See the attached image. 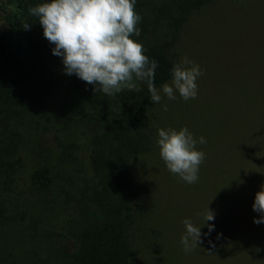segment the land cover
Instances as JSON below:
<instances>
[{
    "label": "trees",
    "instance_id": "1",
    "mask_svg": "<svg viewBox=\"0 0 264 264\" xmlns=\"http://www.w3.org/2000/svg\"><path fill=\"white\" fill-rule=\"evenodd\" d=\"M220 1L135 0L140 35L132 38L157 61V88L171 82L173 64L182 60L183 34L195 16ZM46 2L0 0V264H144L156 253L159 264H177L172 250L186 229L177 235V226L165 221L168 208L159 210L155 183L171 172L155 177L154 168L164 161L158 130L200 121L217 97L225 102L231 92L222 91L234 83L212 69L209 99L186 101L177 92L170 100L161 92V101L152 103L145 82L136 81L139 91L106 95L67 74L72 109L44 106L42 98L59 85L55 72L44 68L47 56L66 73L38 17L28 11ZM38 128L47 134L43 151L27 148L31 141L24 137ZM261 141L264 157V135ZM23 156L34 164L30 170ZM254 218L260 214L253 204L239 205L235 239L217 237L218 252H203L202 262L264 264V223Z\"/></svg>",
    "mask_w": 264,
    "mask_h": 264
},
{
    "label": "rangeland",
    "instance_id": "2",
    "mask_svg": "<svg viewBox=\"0 0 264 264\" xmlns=\"http://www.w3.org/2000/svg\"><path fill=\"white\" fill-rule=\"evenodd\" d=\"M180 51L181 58L187 56L202 70L203 74L197 79V102L203 95L209 99L215 89L209 85L212 69H217L219 76L229 75L234 83L233 87L222 91L231 92L224 103H218L221 97H217L216 105L200 121L176 127V130L187 127L197 140V150L205 153L199 166V179L189 184L178 174L164 173L160 182L156 180L155 183L157 195L160 190L159 210L168 208L164 218L178 227L177 235L184 233L185 219L201 233L200 238L189 237L190 251L187 252L177 240L181 250H175V244L172 259L177 264H207V260L202 262L206 256L203 252L217 253L219 237L235 239L232 237L237 207L254 204L255 195L264 184V157L259 150L264 135V103H261L264 98V0H222L197 14L183 34ZM43 65L55 72L59 85L53 86L52 92L42 98V105L64 108L68 105L72 109L67 74L51 55ZM188 121V118L184 120ZM168 122L163 120L164 125ZM46 136L39 128L26 131L25 141H31L27 148L37 145V150L43 151ZM200 137L205 138V144L199 143ZM28 159L23 156L25 167L30 170L34 164ZM150 170H153L152 166ZM163 171H168L165 161L159 168H154L155 177ZM154 181L155 178H151L149 182L154 184ZM224 208L229 214L225 215ZM179 237L175 236L176 239ZM158 258V253L155 257H146L148 261L156 259L155 264H159ZM148 261L144 264H153Z\"/></svg>",
    "mask_w": 264,
    "mask_h": 264
},
{
    "label": "clouds",
    "instance_id": "3",
    "mask_svg": "<svg viewBox=\"0 0 264 264\" xmlns=\"http://www.w3.org/2000/svg\"><path fill=\"white\" fill-rule=\"evenodd\" d=\"M28 11L38 17L44 37L55 45L52 53L62 57L66 74L95 85V92L114 95L123 89L139 91L136 81H140L147 84L152 103L161 101V92L170 100L176 99L177 92L186 101L197 97V79L203 73L187 56L174 62L171 82L156 87L158 63L150 60L143 45L132 38L140 35L137 24L141 17L135 11V0H50ZM163 108L167 111V104ZM158 137L160 156L168 170L189 184L195 183L205 153L197 150L193 134L187 127L162 128ZM199 143L205 144V138L200 137ZM253 210L260 214L254 223H264V184L255 195ZM183 223L186 235L181 243L187 252L189 237L200 238L201 233L190 220Z\"/></svg>",
    "mask_w": 264,
    "mask_h": 264
}]
</instances>
